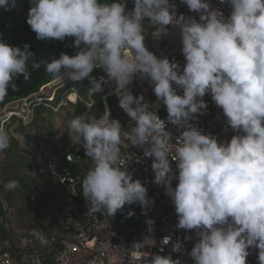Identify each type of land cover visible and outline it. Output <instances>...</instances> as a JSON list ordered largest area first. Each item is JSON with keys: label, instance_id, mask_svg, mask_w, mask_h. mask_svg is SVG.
<instances>
[{"label": "clouds", "instance_id": "9594fccd", "mask_svg": "<svg viewBox=\"0 0 264 264\" xmlns=\"http://www.w3.org/2000/svg\"><path fill=\"white\" fill-rule=\"evenodd\" d=\"M226 2L231 8L227 17L209 0H181L189 12L199 13L197 21L177 15L170 0H132L131 10H126L125 0H29L26 23L37 40L74 38L75 54L52 58L45 64L47 73L61 80L87 79L97 93L105 80L91 73L102 68L120 90L118 106L134 122L125 132L119 120L110 118L107 105L99 118L81 114L69 122L71 144L78 137L92 161L82 180V195L90 200L91 211L105 209L112 217L125 205L139 203L144 209L149 203L146 187L122 170L127 160L120 157L121 136L127 135L132 145L143 148L144 157L151 158L153 183L164 186L177 216L176 227L197 230L198 240L189 252L193 264H246L250 248L258 250V262L264 264V0H219ZM15 6L16 0H0L5 11ZM177 16L182 70L179 63L158 57L144 43L145 19L166 34V26ZM33 56L27 43L21 49L0 41V101L9 88L16 90L17 76L29 78L30 60L39 68ZM137 74L149 80L155 97L163 102L167 122L182 129L175 143L170 142L165 120L148 110L143 95H133L129 85ZM206 94L237 133L229 140L218 142L194 125L208 107ZM16 137L23 149L26 139ZM9 144L8 133L0 128V151ZM173 147L175 155L169 158ZM170 160L176 164L175 176ZM18 186L11 180L5 188ZM134 214L129 211L127 216ZM145 223L151 232L154 221ZM170 240L165 236L163 244ZM148 241L154 240L146 236L140 244L148 246ZM181 249L179 241L172 243V252ZM148 264L181 261L171 254H154Z\"/></svg>", "mask_w": 264, "mask_h": 264}, {"label": "built area", "instance_id": "2783aa9c", "mask_svg": "<svg viewBox=\"0 0 264 264\" xmlns=\"http://www.w3.org/2000/svg\"><path fill=\"white\" fill-rule=\"evenodd\" d=\"M125 2L126 10H131L132 0H125ZM209 2L212 8L222 11L225 17L230 15L231 8L227 2L224 4L219 3V0H209ZM170 4L175 6L177 15L192 16L199 21V13L189 12L181 0H170ZM144 21L148 22L146 19ZM148 23L152 25V30L147 36V48L158 57L166 56L170 62L179 63L182 70L185 60L181 53L179 16L172 25L166 26V34H163L164 30L160 25ZM95 70L98 71L95 79L99 80L103 76L105 80L100 92L95 93L93 85L83 91L74 86L64 88L68 83L81 84L82 81L56 78L36 93L5 106L2 118L7 121L10 117H16L23 127H28L32 123L35 109L44 108L56 114L61 109H66L68 104L84 108V115L88 117L99 118L104 114L105 105L109 109L108 101L111 100L115 103L122 118V129L129 132L134 127V122L118 106L119 88L115 86L114 81L108 80L102 68H95ZM129 87L134 96L143 95L142 102L148 104L149 111L156 112L161 119L165 120L166 130L172 134L170 142L175 143V137L179 136L182 129L167 122L166 107L155 97L149 80L141 79L137 74L133 77ZM173 87H176L175 84ZM72 94L75 97L74 102L68 100L69 95ZM177 94H182V89H177ZM150 98H154V102H151ZM203 99L208 107L204 115L197 116L196 121L193 122L194 125L202 133L215 136L218 142L229 140L232 135L237 134L227 126L222 109L215 105L210 94H206ZM96 107L99 113L95 112ZM19 140L22 144L25 143L24 138L19 137ZM70 147H72L71 151L66 152L61 158L48 159L43 169L38 171V174L43 176L44 188L39 192L40 196L45 197L44 203L48 206L47 208L60 210V215L55 218V221H58L62 236L60 237L54 228V230L48 229L47 223H45L46 227L43 224L47 234L33 225L21 230L14 227L13 229L19 232H13L15 235L13 240L0 242V264H148L151 255L154 254L162 256L171 254L173 259L179 258L181 264H193L189 252L198 240V232L176 227L177 216L174 207L170 198L165 194L164 186L153 183L152 160L143 156L142 147L132 145L129 137L122 134L120 157L127 160L122 170L126 169L131 172L133 179H139L146 187L149 199L147 207L142 209L139 203L125 205L123 208H129V211L135 214L128 217V211L116 219L114 216H109L103 209L107 216L104 220H100L98 211H91L90 200L82 195V180L92 161L85 156L78 137ZM174 155L175 148L173 147L169 158ZM170 167L173 175H177L175 161L170 160ZM35 173L37 172L34 171L33 177ZM176 183L177 180L174 178L172 186L174 187ZM146 219L154 221L151 232L147 230ZM136 226L139 234L134 237ZM7 229L8 226H6ZM102 232L106 235H101ZM146 236H150L155 242L148 241V246L140 244ZM165 236L171 237L167 245L163 244ZM177 241L181 243L182 249L179 252H172V243ZM248 251L246 264H259L258 250L250 248Z\"/></svg>", "mask_w": 264, "mask_h": 264}, {"label": "trees", "instance_id": "16d2710c", "mask_svg": "<svg viewBox=\"0 0 264 264\" xmlns=\"http://www.w3.org/2000/svg\"><path fill=\"white\" fill-rule=\"evenodd\" d=\"M101 2H109V0H101ZM30 7L29 0H16V6L11 8L10 10L5 11L3 8H0V41L10 45V46H16L23 48L24 44L30 45V50L34 53L33 60L39 63V68L32 67V60L29 61L28 65V71H29V78L27 80L24 79L22 75L17 76L13 83L16 85V90L13 91L11 88H9L8 95L4 98L3 101H0V111L1 109L8 104L16 103L21 99H24L25 97L29 96L32 93H36L41 87H43L48 82L55 80L56 77L53 75L47 73L45 71V64L49 62L52 58H59L61 53H66L69 56H72L75 54V52L78 50L74 44L72 37H66L63 41L55 40V39H49V40H37L35 33L30 29V26L26 23V17L28 14V9ZM98 74V71L93 70L91 73V76L93 78H96ZM74 87H79L80 89L86 90L90 87L91 84H89V81L87 79L83 80L81 84H76L75 82H71ZM72 86V87H73ZM71 87L67 86L66 88ZM62 90L58 93V96L61 94ZM58 96L56 98V101L58 99ZM98 100V99H96ZM108 107L110 110L111 119H117L122 122V118L119 115L118 109L115 105V103L111 100L108 101ZM67 108H71L72 112L69 115H81L85 113V109L82 107L72 106L68 104ZM66 108V109H67ZM97 110V111H96ZM95 112L99 113L98 108L96 107ZM43 114V115H42ZM52 113L44 108H37L34 111L33 120L30 126H35L37 123V120L40 119L42 122V118L40 116H43V119L48 120L49 116H51ZM2 111L0 112V127L3 128L6 132L8 130V127H15L14 133L16 135H21L22 137H27L29 135V132H27L26 129L28 127H23L21 122L16 120V117H10L7 121H4V118H2ZM70 119L72 117H69ZM67 121H69L67 119ZM70 122V121H69ZM68 123V122H67ZM67 133L66 135L61 139V150L56 151L55 148H53V153L56 157L61 158L66 152L70 151V144L71 139L69 137L70 135V129L69 125L65 127ZM9 135V134H8ZM10 137V144L9 147L4 149L3 151H0V159H3V162H5V167L7 168L8 165L16 164L14 168L15 172L18 174H21L22 172L19 171L18 166L21 164V162L18 160L17 156L10 157L9 153L10 150H18V144L17 141ZM25 138V139H27ZM27 142V140H26ZM28 144V143H27ZM5 159V161H4ZM1 161V160H0ZM29 172L32 168L27 167ZM37 173L34 174V177L30 178L29 175L24 174L23 178H19L18 175L12 177H8L6 179H3L0 183L2 185V189H0V196L3 197L7 202V205L9 207H12L15 205L16 200L14 199L15 196H26L27 200L25 202L26 207L24 206L22 209L17 211V222L21 223L23 222L22 219H26L28 221L36 222L39 224V226H42V231L44 234H47L48 232L44 229L45 223H47L48 229H55V231H58L59 236L61 237V230L59 228L58 221H55L54 219L60 215V210H51L50 208H47L45 202V197L43 195L40 196L38 192L44 190L43 188V176L38 174V170H35ZM21 172V173H20ZM31 173V172H30ZM16 180L18 181V187L12 190H8L5 188V185L11 181ZM35 188L34 194L29 197V194L27 196V193L30 192V189ZM4 193H3V192ZM14 200V201H13ZM40 200L38 203L37 201ZM1 204V201H0ZM4 205V204H3ZM3 205H0V217L4 218L2 220V223H7L8 220L6 219L3 210ZM7 207V206H6ZM27 209V210H25ZM15 211V210H14ZM28 211V214L25 215V212ZM129 211V208H123L122 210H119L114 218L120 217L122 214H125ZM100 220L106 219V214L103 209L97 212ZM10 217V215H7ZM52 220H49L51 219ZM58 218V217H57ZM7 226V225H6ZM26 226L25 228H27ZM24 228V229H25ZM53 229V230H54ZM136 235L134 237H137L139 234V231L137 226L135 227ZM56 231V232H57ZM13 230L9 228L7 231L4 230L3 225H0V242L3 240L11 241L14 238Z\"/></svg>", "mask_w": 264, "mask_h": 264}, {"label": "rangeland", "instance_id": "374dc122", "mask_svg": "<svg viewBox=\"0 0 264 264\" xmlns=\"http://www.w3.org/2000/svg\"><path fill=\"white\" fill-rule=\"evenodd\" d=\"M143 23H144L143 27H144V35H145L144 43H145V47L147 48L146 40H147L148 34L152 30V25L146 21H143ZM57 86H59V85H57ZM67 86H73V84L68 83L65 85L64 88H66ZM154 100H155L154 98H150L151 102H154ZM8 105H10V104H8ZM11 106L13 108V105H11ZM1 111H2V115H3L4 114V108H3V110L1 109ZM70 112H72L71 108L61 109L56 114H52L51 116H49L48 120H45V119H43V116H40V118H42L43 122L40 119H38L35 126H30V127H28V129H26L27 132H29L28 138L25 137V138H27L26 140H27L28 144H26L23 149L17 147L18 150L12 149V150H10V153H9L10 157H14V156L18 157V160L21 162V164L18 166V169L22 173L20 172L21 174H18L17 172H15V169L14 170L11 169V168H14V166H16V164L8 165V167L6 168L4 166L5 162H3V159H0L1 160L0 161V183L2 182L3 179H6L8 177L13 178L14 176H16V174L18 175V177L20 179L23 178L24 174L29 175V177L32 178L33 177L32 174L34 173L35 170L40 171L43 169V166H41V164L43 162H45L48 158H50L52 155H54V153L52 152L53 148H55L56 151L60 150L61 139L66 135L65 134L66 133L65 125H69V121L74 116V115H69V114H71ZM69 117H72V118L70 119ZM67 119L69 121H67ZM14 128L15 127H8V130H7V133L9 134V136H11L13 138V140L17 138L16 134L13 131ZM33 133H35V134H33ZM4 161H5V159H4ZM27 167L32 168L30 171L32 174H30ZM0 189H2L1 184H0ZM34 192H35V188H33V189L31 188L30 192L27 193V196H28V194H29V197L32 196V194H34ZM14 199L16 200L15 205L12 207H9L7 205V202H5L6 200L3 199L2 196H0V201H1L0 205L2 206L4 204L2 211L5 214L4 217H6V219L8 220L7 223H4V221L2 223V220L4 218L0 217V225L1 224L3 225L4 230H6V225L9 226V228L12 229L13 232H15V233H17L19 231L13 229L14 227H18L21 230V229H24L26 226L33 225V226H36V227L42 229L43 228L42 226H39V224H37L36 222L28 221L27 218L22 219L23 222H21V223L17 222V219H18L17 211L22 209L24 206L26 207L25 202L27 200V197L26 196H15ZM25 210H27V209H25ZM8 213L10 214V217L7 216ZM27 214H28V211L25 212V215H27ZM49 220H52V218ZM45 227H46V225H45ZM101 235H106V233L102 232Z\"/></svg>", "mask_w": 264, "mask_h": 264}, {"label": "bare ground", "instance_id": "6f19581e", "mask_svg": "<svg viewBox=\"0 0 264 264\" xmlns=\"http://www.w3.org/2000/svg\"><path fill=\"white\" fill-rule=\"evenodd\" d=\"M74 99H75V97H74V95L72 94V95H69V97H68V100H72L71 102H74Z\"/></svg>", "mask_w": 264, "mask_h": 264}]
</instances>
